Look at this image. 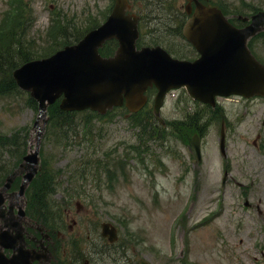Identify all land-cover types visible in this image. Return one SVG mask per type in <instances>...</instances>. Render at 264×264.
<instances>
[{
    "label": "rangeland",
    "instance_id": "rangeland-1",
    "mask_svg": "<svg viewBox=\"0 0 264 264\" xmlns=\"http://www.w3.org/2000/svg\"><path fill=\"white\" fill-rule=\"evenodd\" d=\"M106 2L31 0L35 22L29 27L28 37L37 47L36 52H49L54 47L45 41L54 10L64 15V21L84 30L91 24L87 20L90 15L101 19L99 9ZM8 5V1L0 0V28L10 24ZM143 14L148 21L143 30L145 43H158L173 54L182 52L191 57L196 54L171 29L162 28V19L150 6L143 9ZM256 46L257 54L264 58V40H259ZM26 95L23 92L1 102L0 126L10 132L25 125L34 146L38 113L26 102ZM174 95L162 106L161 116L167 126L161 138L140 137L142 133L130 112L122 110L114 117L96 121L89 134L71 133L66 140L69 144L56 143L60 138L58 131L57 138L44 139L46 133L43 134L41 156L57 172L59 187L55 198L50 197L51 206L55 207L51 208L50 220H62L66 231L72 230L71 236L68 235L70 244H77L80 254L94 257H98L101 249V222L114 223L120 234L118 245H126L130 260L125 262L124 253H117L116 246V260L109 264H139L141 257L151 264H182L184 251L189 254V262L185 264H264V98H220L224 110L217 107L212 111L195 103L184 88ZM217 112L220 115L216 116ZM188 115L197 128L201 122L205 123L200 135V159L188 140L190 130L193 131L189 124L184 125ZM222 119L227 133L224 157L219 147ZM172 124L181 131L172 129ZM147 142L150 152L141 150ZM93 149L94 158L101 160V164L117 154H124L121 159L129 155L131 160H122L121 165L112 161L109 172L98 170L96 176V172L88 173L76 185L93 195L80 197L78 190H73V180L67 177L72 165ZM225 168L229 172L226 179ZM19 186L17 179L7 192H16ZM31 191L34 192V186ZM10 200L11 196L5 202ZM23 221L24 225L34 222L28 215ZM45 243L53 252V241L46 239ZM70 244L63 242L64 248Z\"/></svg>",
    "mask_w": 264,
    "mask_h": 264
},
{
    "label": "water",
    "instance_id": "water-1",
    "mask_svg": "<svg viewBox=\"0 0 264 264\" xmlns=\"http://www.w3.org/2000/svg\"><path fill=\"white\" fill-rule=\"evenodd\" d=\"M124 15L123 5H116L108 21L90 30L78 44L27 62L15 71L19 84L32 90L40 101L36 124L40 119L46 122L48 104L61 94L65 95L61 107L67 110L89 107L103 113L125 97L129 108L137 110L146 99L143 91L153 82L160 89L154 106L157 114L170 87L186 85L193 98L211 104L217 94L264 95V65L247 47L248 38L258 30L255 24L246 29L234 27L219 10L201 5L185 29L201 55L192 61H179L159 46L136 50L135 21L132 24ZM112 35L119 38L121 47L116 56L102 57L98 47ZM42 130V126L37 127L35 149L24 157L18 170L28 168L20 192L38 171ZM193 140L198 151L197 135ZM224 140L222 133V146ZM13 176L7 178L6 185Z\"/></svg>",
    "mask_w": 264,
    "mask_h": 264
},
{
    "label": "trees",
    "instance_id": "trees-1",
    "mask_svg": "<svg viewBox=\"0 0 264 264\" xmlns=\"http://www.w3.org/2000/svg\"><path fill=\"white\" fill-rule=\"evenodd\" d=\"M20 20L17 21L19 25L21 24L22 27L24 24L31 21L33 16L32 11L28 13L21 7L20 9ZM26 22V23H22ZM17 25H13L11 28L9 27L4 32H0V48L2 49V53L0 54V98L5 96H12L13 94L19 91L15 80H13L11 76V70L13 67L17 66L18 64L22 63L23 61L32 59L36 55H44L49 54L50 52L39 53L36 54L31 53L29 50V46L25 48L23 43H21L22 50L18 51L14 49L13 41H21L22 38L20 37L22 34V28L17 31ZM67 26L63 24L62 21L58 22V27L56 32L61 34V39L56 38L54 41V49L56 48L57 44H66L67 42L75 41L79 37L82 36V33H75V32H66ZM20 46V47H21ZM58 47H60L58 45ZM5 64L3 67L2 65ZM8 69V72L4 71ZM27 102L31 107L37 109L38 103L34 101L31 97H28ZM49 119L47 121V129L49 134L52 136L56 135L58 131L62 134V139L67 140L70 137V132H77L81 130L85 133L90 132L94 121L100 120L103 117L95 112L91 111H64L59 107V103H54L49 106ZM136 115V114H135ZM134 115V116H135ZM80 119V121L78 120ZM134 120L137 122L139 121V125L143 122V117H134ZM160 130L157 129V134H160ZM28 131H25V134H21L20 130H13L12 132H4L0 126V181L4 178V176L13 170L15 166L22 160V156L27 151V143H28ZM48 137V138H49ZM46 159L43 158L42 164V171L38 173V175L34 178L31 186H34V193L30 194L29 198L31 200V204L34 208H46L49 207L48 198L49 193L53 188H55V180H54V173L53 170L48 167ZM31 186L28 188V193L31 192ZM33 196V197H32ZM39 196V197H38Z\"/></svg>",
    "mask_w": 264,
    "mask_h": 264
},
{
    "label": "flooded vegetation",
    "instance_id": "flooded-vegetation-1",
    "mask_svg": "<svg viewBox=\"0 0 264 264\" xmlns=\"http://www.w3.org/2000/svg\"><path fill=\"white\" fill-rule=\"evenodd\" d=\"M154 3L160 6V4H169L173 5L171 6L172 11L174 14L170 15L172 16V19L174 22H178L179 20L183 19V22L181 25L185 23V21L190 17L188 14L187 8L190 9V11H193L197 5V2L204 3L208 6H218L222 9L223 13L227 15L229 20L236 24L238 27H246L247 24L253 19L255 15H258L259 13L263 12L264 14V0H235L239 2V5L234 4L233 1L230 0H153ZM136 0H131L130 4L132 6V9H136L137 6L135 5ZM264 20V16L262 17ZM262 31H260L255 37H253L250 40V46H252L253 50L257 53V43L259 40H264V25L262 26ZM29 246H37V243H31ZM95 259L90 256H83L80 257L77 260V264H85L86 262L88 264H94Z\"/></svg>",
    "mask_w": 264,
    "mask_h": 264
},
{
    "label": "bare ground",
    "instance_id": "bare-ground-1",
    "mask_svg": "<svg viewBox=\"0 0 264 264\" xmlns=\"http://www.w3.org/2000/svg\"><path fill=\"white\" fill-rule=\"evenodd\" d=\"M125 160H126V161H130L131 158H126ZM17 201L19 202V199H17Z\"/></svg>",
    "mask_w": 264,
    "mask_h": 264
}]
</instances>
